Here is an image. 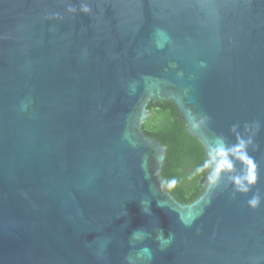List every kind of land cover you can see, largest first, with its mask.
Listing matches in <instances>:
<instances>
[{
  "label": "water",
  "instance_id": "95a60500",
  "mask_svg": "<svg viewBox=\"0 0 264 264\" xmlns=\"http://www.w3.org/2000/svg\"><path fill=\"white\" fill-rule=\"evenodd\" d=\"M166 101L205 158L254 133L251 193L166 190ZM0 264H264V0H0Z\"/></svg>",
  "mask_w": 264,
  "mask_h": 264
},
{
  "label": "trees",
  "instance_id": "16d2710c",
  "mask_svg": "<svg viewBox=\"0 0 264 264\" xmlns=\"http://www.w3.org/2000/svg\"><path fill=\"white\" fill-rule=\"evenodd\" d=\"M151 115L142 125L143 133L167 148L162 177L164 182L175 178L178 183L166 190L182 204H190L203 192L201 180L208 170L196 173L204 162L201 144L186 130L185 124L170 101L150 103Z\"/></svg>",
  "mask_w": 264,
  "mask_h": 264
},
{
  "label": "clouds",
  "instance_id": "9594fccd",
  "mask_svg": "<svg viewBox=\"0 0 264 264\" xmlns=\"http://www.w3.org/2000/svg\"><path fill=\"white\" fill-rule=\"evenodd\" d=\"M81 11L87 13L89 9L87 6H82ZM23 109L27 108L26 104L21 105ZM239 125H233L231 131L236 136V143L227 144L223 137H217L214 144L209 147L207 158L203 164L196 168V173L202 172L205 169L209 170V184L212 187H217L221 181L226 177L231 184L234 193L240 195H248L251 193L252 188L258 183L259 173L258 165L254 158L249 154V146L253 144V135L245 137L239 132ZM255 129H259V124L255 125ZM252 126L245 125V132H251ZM240 164V170L237 172L236 164ZM168 189H172L176 186L178 181L175 178L169 179L166 182H162ZM249 208L255 210L261 204V197L259 194H253L250 199L247 200ZM139 231V230H138ZM133 236H136V232ZM159 239L163 243L170 242L171 235L168 238H164L162 233ZM144 252H148L147 248L143 249Z\"/></svg>",
  "mask_w": 264,
  "mask_h": 264
}]
</instances>
